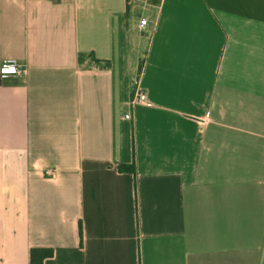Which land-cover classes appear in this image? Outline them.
I'll return each instance as SVG.
<instances>
[{
    "label": "crops",
    "instance_id": "1",
    "mask_svg": "<svg viewBox=\"0 0 264 264\" xmlns=\"http://www.w3.org/2000/svg\"><path fill=\"white\" fill-rule=\"evenodd\" d=\"M7 59L0 264H264V0H0Z\"/></svg>",
    "mask_w": 264,
    "mask_h": 264
},
{
    "label": "built area",
    "instance_id": "2",
    "mask_svg": "<svg viewBox=\"0 0 264 264\" xmlns=\"http://www.w3.org/2000/svg\"><path fill=\"white\" fill-rule=\"evenodd\" d=\"M147 24L146 19L140 20V25L143 27ZM29 74V67L25 61L18 59H7L0 64V81L9 80H24ZM137 103H143L150 105L145 93L136 89L130 101L131 106H135ZM127 120L131 119V113L125 114Z\"/></svg>",
    "mask_w": 264,
    "mask_h": 264
},
{
    "label": "trees",
    "instance_id": "3",
    "mask_svg": "<svg viewBox=\"0 0 264 264\" xmlns=\"http://www.w3.org/2000/svg\"><path fill=\"white\" fill-rule=\"evenodd\" d=\"M119 171L131 172L136 176L135 165L125 167L119 166ZM53 256L52 249L35 248L31 250V264H44V261Z\"/></svg>",
    "mask_w": 264,
    "mask_h": 264
}]
</instances>
